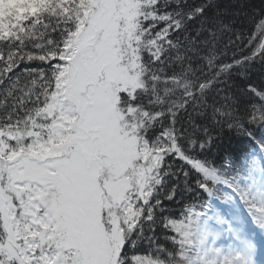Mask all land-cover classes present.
<instances>
[{"label": "snow or ice", "instance_id": "snow-or-ice-1", "mask_svg": "<svg viewBox=\"0 0 264 264\" xmlns=\"http://www.w3.org/2000/svg\"><path fill=\"white\" fill-rule=\"evenodd\" d=\"M256 66L264 0H0V264H264Z\"/></svg>", "mask_w": 264, "mask_h": 264}, {"label": "trees", "instance_id": "trees-1", "mask_svg": "<svg viewBox=\"0 0 264 264\" xmlns=\"http://www.w3.org/2000/svg\"><path fill=\"white\" fill-rule=\"evenodd\" d=\"M222 9L228 14L229 18L235 20V26L237 29L250 30L253 28L256 19L258 18L259 9L261 7L262 0H218ZM255 6V9L253 8ZM256 16L254 17L253 12ZM253 85L259 87L264 85V71L259 66H256L250 73V81ZM239 83V82H236ZM243 87V84L240 85ZM233 91L239 95V90L233 87ZM247 100V98H245ZM258 102V101H252ZM225 147L231 148H246L249 145L245 143H239L245 138L230 133L225 129V132L221 134Z\"/></svg>", "mask_w": 264, "mask_h": 264}, {"label": "rangeland", "instance_id": "rangeland-1", "mask_svg": "<svg viewBox=\"0 0 264 264\" xmlns=\"http://www.w3.org/2000/svg\"><path fill=\"white\" fill-rule=\"evenodd\" d=\"M262 254H264V250H262Z\"/></svg>", "mask_w": 264, "mask_h": 264}]
</instances>
